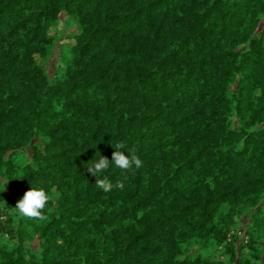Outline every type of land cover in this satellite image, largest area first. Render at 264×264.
<instances>
[{"label":"trees","instance_id":"1","mask_svg":"<svg viewBox=\"0 0 264 264\" xmlns=\"http://www.w3.org/2000/svg\"><path fill=\"white\" fill-rule=\"evenodd\" d=\"M0 264H264V0H0Z\"/></svg>","mask_w":264,"mask_h":264},{"label":"clouds","instance_id":"2","mask_svg":"<svg viewBox=\"0 0 264 264\" xmlns=\"http://www.w3.org/2000/svg\"><path fill=\"white\" fill-rule=\"evenodd\" d=\"M124 147L125 145L123 143H117L115 145L114 149L116 150L112 153L111 163H114L116 167L125 172L132 169L133 166L136 169L141 168L142 161L138 157L125 156L119 151V149ZM111 163L107 158L100 156L97 162L86 169L89 174L97 178L95 185L106 193L113 189V184L108 178H101V174L108 170ZM115 187L123 188V183L119 182L115 185ZM51 199L52 195L45 192V190L30 188V190L24 193L23 198L17 202L15 208L13 209L16 210L22 217L37 221H44L47 219L44 215V210Z\"/></svg>","mask_w":264,"mask_h":264},{"label":"rangeland","instance_id":"3","mask_svg":"<svg viewBox=\"0 0 264 264\" xmlns=\"http://www.w3.org/2000/svg\"><path fill=\"white\" fill-rule=\"evenodd\" d=\"M64 30L65 31V33H67L69 30H72L71 28H67L62 22H60L59 23V25H58V28H57V30H53V32L52 33H55V36H59L60 34V31L61 30ZM56 31H57V33H56ZM67 42H69V40H60V41H58V43H57V46H56V49H55V52H56V57H57V59H59L61 56H62V52H61V48H59V46L62 44V43H67ZM62 58V57H61ZM56 69H57V63H56V61L53 59V60H51L47 65H46V70L48 71V73L50 74V76L51 77H53L54 75V73H55V71H56ZM243 222V221H242ZM243 228L244 226L242 225H239L238 226V229H240V228ZM234 235H237L240 239H246V236L243 234V232H241L240 230L239 231H236V232H233L232 234H231V236H234ZM231 236H230V239H231ZM221 253H220V251H219V253H218V256L220 255ZM221 260L224 262V263H226L227 262V260H228V257H222L221 258Z\"/></svg>","mask_w":264,"mask_h":264}]
</instances>
